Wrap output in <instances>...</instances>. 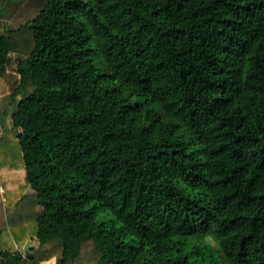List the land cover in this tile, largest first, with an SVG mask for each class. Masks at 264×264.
<instances>
[{
    "label": "trees",
    "instance_id": "obj_1",
    "mask_svg": "<svg viewBox=\"0 0 264 264\" xmlns=\"http://www.w3.org/2000/svg\"><path fill=\"white\" fill-rule=\"evenodd\" d=\"M44 3L0 26V264H264V0Z\"/></svg>",
    "mask_w": 264,
    "mask_h": 264
},
{
    "label": "rangeland",
    "instance_id": "obj_2",
    "mask_svg": "<svg viewBox=\"0 0 264 264\" xmlns=\"http://www.w3.org/2000/svg\"><path fill=\"white\" fill-rule=\"evenodd\" d=\"M44 4V0H10L3 4L0 8V26L2 28H18L27 23L28 20L35 17L40 12ZM15 40L23 51H28L33 44L32 32L29 29L22 30L17 33ZM5 185L7 186L6 183ZM10 185L7 187H10ZM1 188L0 190H2ZM29 191L31 192V190ZM207 240L215 247V249H217V245L214 240L210 237H208Z\"/></svg>",
    "mask_w": 264,
    "mask_h": 264
},
{
    "label": "crops",
    "instance_id": "obj_3",
    "mask_svg": "<svg viewBox=\"0 0 264 264\" xmlns=\"http://www.w3.org/2000/svg\"><path fill=\"white\" fill-rule=\"evenodd\" d=\"M34 89L33 85L28 84L27 88L19 95L17 100L11 101L8 95L0 96V135L4 130H13V114L21 98L28 95ZM42 264H55V259L43 262Z\"/></svg>",
    "mask_w": 264,
    "mask_h": 264
},
{
    "label": "water",
    "instance_id": "obj_4",
    "mask_svg": "<svg viewBox=\"0 0 264 264\" xmlns=\"http://www.w3.org/2000/svg\"><path fill=\"white\" fill-rule=\"evenodd\" d=\"M31 257V256H30Z\"/></svg>",
    "mask_w": 264,
    "mask_h": 264
}]
</instances>
